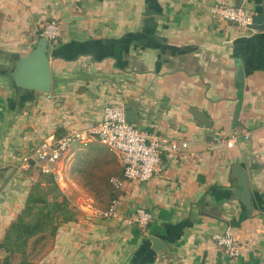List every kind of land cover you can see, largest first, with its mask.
<instances>
[{
  "label": "crops",
  "instance_id": "1",
  "mask_svg": "<svg viewBox=\"0 0 264 264\" xmlns=\"http://www.w3.org/2000/svg\"><path fill=\"white\" fill-rule=\"evenodd\" d=\"M229 1L264 12V0ZM213 3L0 0V244L29 195L50 189L60 162L70 171L75 219L54 237L46 232L29 240L27 254L36 264H264V30L241 31L218 19ZM51 19L63 25L61 38L49 45L52 90L19 87L17 63L36 48ZM112 102L142 130L188 147H167L146 183L125 180L116 154L97 139L77 144L53 173H43L33 149L97 125ZM192 109L204 112L211 127L195 120ZM234 133L240 137L228 148L221 139ZM102 146L120 168L108 179L104 204L86 188L85 166H77L105 158ZM234 165L248 174L250 209L236 197ZM114 199L117 216L105 217ZM138 208L153 215L147 229L132 222ZM226 230L243 246L236 259L212 239ZM46 235L49 248L34 258L32 248ZM152 236L165 248L153 249ZM5 256L0 251V262Z\"/></svg>",
  "mask_w": 264,
  "mask_h": 264
},
{
  "label": "built area",
  "instance_id": "2",
  "mask_svg": "<svg viewBox=\"0 0 264 264\" xmlns=\"http://www.w3.org/2000/svg\"><path fill=\"white\" fill-rule=\"evenodd\" d=\"M210 11L213 16L234 24L241 31L251 29L253 13L232 5L229 0H214ZM62 33L63 25L55 19L46 21L41 27V36L47 39L49 45L55 44L61 38ZM239 137L237 133H234L231 137L221 140L226 142L228 148H232ZM93 138L116 154L123 168V178L134 183H146L152 179L160 164L161 155L167 147L172 150H178L180 146L188 147L186 142L180 145L168 137L142 130L133 122L128 121L127 111L121 103L112 102L105 106L101 121L97 125L88 129H73L58 139L43 142L33 149V154L41 165L42 172L51 174L63 155L77 144ZM243 138L248 139L249 135L245 134ZM113 182L116 185L119 184L117 180ZM117 209L118 201L114 199L104 216H117ZM132 222L142 229H147L153 222V215L138 208ZM212 239L216 246L231 259H236L241 255L243 246L229 230L215 233Z\"/></svg>",
  "mask_w": 264,
  "mask_h": 264
},
{
  "label": "trees",
  "instance_id": "3",
  "mask_svg": "<svg viewBox=\"0 0 264 264\" xmlns=\"http://www.w3.org/2000/svg\"><path fill=\"white\" fill-rule=\"evenodd\" d=\"M51 182L52 189L59 191L54 178H51ZM39 188L40 185L37 189ZM45 194L44 191H33L29 195L24 210L11 224L0 244V251L6 253L0 264H13L12 259L17 254L20 255V261L17 264H36L27 254L29 240L46 232L54 237L62 223L75 219V213L69 208L68 199L50 202Z\"/></svg>",
  "mask_w": 264,
  "mask_h": 264
},
{
  "label": "water",
  "instance_id": "4",
  "mask_svg": "<svg viewBox=\"0 0 264 264\" xmlns=\"http://www.w3.org/2000/svg\"><path fill=\"white\" fill-rule=\"evenodd\" d=\"M251 29L264 30V12L253 14ZM49 43L45 37H41L36 48L28 55L19 59L16 70L13 74L17 86L36 90L43 93H50L52 90V72L49 59ZM191 114L204 127H211L209 118L204 112L192 109ZM127 119L131 122L130 113L127 112ZM234 176L238 179L237 198H239L248 209L251 208V193L249 189V178L246 170L239 165L232 167ZM153 249L159 251L165 248L164 243L156 238L150 237Z\"/></svg>",
  "mask_w": 264,
  "mask_h": 264
},
{
  "label": "rangeland",
  "instance_id": "5",
  "mask_svg": "<svg viewBox=\"0 0 264 264\" xmlns=\"http://www.w3.org/2000/svg\"><path fill=\"white\" fill-rule=\"evenodd\" d=\"M102 149L104 151L107 150L106 152L108 153V155L105 156V158L102 159L95 158L93 160L91 159L88 160L87 158H84V160L77 165L80 166V168L85 166V173H88L90 178L85 177L83 181L85 183L86 188L89 191H92L96 194L95 197L98 199L97 203L100 204H104L105 202H107L109 198V193H110V186L108 183L109 177L120 171V168L117 167V163L115 161V157H113V154L103 146ZM62 158L60 159V161L62 160ZM73 169H77V168H73ZM71 172L73 173V171ZM69 173L70 171L67 172V169L65 167L63 168V165L59 162L56 168L57 177H54V182H56L58 186L60 185L59 186L60 191L57 192L56 190H53L52 189L53 183L51 182L52 185H49L50 189H47L48 187H46L44 192L46 193L45 196L50 202H53L55 200L62 201L63 198L70 199L71 201L70 204L72 202H77L76 196L70 190L69 182L67 179ZM46 182L49 183V179ZM50 243H51L50 237L48 235L41 236V238L38 240L37 243H35L34 247L32 248L33 249L31 252L32 256L34 258L39 259V257L43 255L46 252V250L49 248ZM15 262L18 263V261Z\"/></svg>",
  "mask_w": 264,
  "mask_h": 264
}]
</instances>
